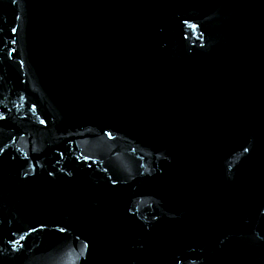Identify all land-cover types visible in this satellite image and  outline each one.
<instances>
[{
  "label": "water",
  "instance_id": "obj_1",
  "mask_svg": "<svg viewBox=\"0 0 264 264\" xmlns=\"http://www.w3.org/2000/svg\"><path fill=\"white\" fill-rule=\"evenodd\" d=\"M0 264H264V0H0Z\"/></svg>",
  "mask_w": 264,
  "mask_h": 264
}]
</instances>
